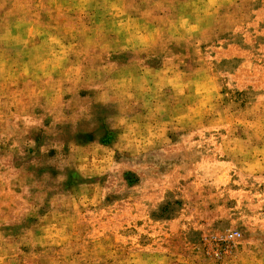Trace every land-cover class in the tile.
I'll return each mask as SVG.
<instances>
[{
	"label": "rangeland",
	"instance_id": "374dc122",
	"mask_svg": "<svg viewBox=\"0 0 264 264\" xmlns=\"http://www.w3.org/2000/svg\"><path fill=\"white\" fill-rule=\"evenodd\" d=\"M0 264H264V0H0Z\"/></svg>",
	"mask_w": 264,
	"mask_h": 264
}]
</instances>
